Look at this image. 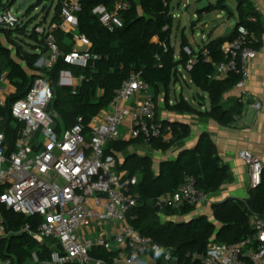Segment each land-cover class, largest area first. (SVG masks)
Masks as SVG:
<instances>
[{
  "label": "trees",
  "instance_id": "1",
  "mask_svg": "<svg viewBox=\"0 0 264 264\" xmlns=\"http://www.w3.org/2000/svg\"><path fill=\"white\" fill-rule=\"evenodd\" d=\"M118 1L128 3L129 8L122 14L123 27L110 32L100 22L98 8L103 5L111 9ZM172 1L82 0V8L78 13V31L90 39L89 51L94 56L90 65L85 68L71 65L59 58L53 67L45 69L39 62L47 52L46 44L44 40L36 39L30 34L27 23L19 24L13 29L0 27V34L9 41V45H5L0 39V74L6 72L15 89L8 97L6 106L0 107V130L5 134L7 154L15 150L19 132L23 127L13 117L12 105L25 96L39 77L49 81L53 88L54 98L49 112L58 113V134L81 120L88 136L92 118L107 110L117 91L134 73L139 74L154 88L156 95L161 91L165 92L169 110L210 117L223 125H230L236 117L241 116L244 103L234 100L227 107L223 103L224 94L235 87L239 77L230 75L224 79H212L211 76L215 72L214 63L224 59L222 44L234 37L238 26L244 25L255 31L260 38L257 47H261L264 33L261 14L251 0H236L239 16L231 34L209 41L199 51L194 50L187 37L183 36L177 55L171 41L174 25ZM15 3L16 0H9L7 3L0 0V9L11 7ZM39 3L40 0L26 14L30 16L39 7ZM61 3L62 0H58L55 5L52 20L59 19ZM225 3L226 0H217L215 4L210 2L209 8L199 13L226 10L229 7ZM47 13L43 21L47 20L50 10ZM55 34L62 50L71 52L74 49L70 35L60 31ZM22 37H29L31 41L27 42ZM206 51L208 55L205 54ZM207 56L209 60L205 61ZM190 61L191 69L188 68ZM183 70L202 92L197 93V102L204 105V94L209 96V110L203 111L194 107L184 98L183 91L176 102L170 104L172 87L174 82L183 80ZM66 71L78 78L83 76V79L77 86L62 84L61 75ZM154 101L156 102V96ZM168 125L172 131L170 140L151 141L149 145L153 149L167 151L191 133L186 124ZM137 144L145 142L140 138L111 142L106 149V155L115 157V151L126 150ZM118 169L127 171L128 177L138 179L135 189L141 198L139 205L131 208L127 214L129 224L152 243L169 250L177 258L178 264L189 261L188 253H206L213 239L220 243L234 244L251 236V215L264 216V167L261 183L250 188L247 198H229L212 204L213 219L200 214L188 220H175V216L188 215L196 207L185 206L178 211L158 205L161 196L176 191L189 175L195 176L198 187L208 195L217 192L222 185L232 180L230 169L221 162L216 145L206 132L201 134L196 147L183 149L177 158L161 162L158 170L154 168L150 156L137 154L129 155L123 164L119 163ZM4 190L5 187L0 186V194ZM0 213L6 229V235L0 239V258L10 259L11 264H47L54 241L47 238L44 242H39L33 235L38 232L43 218L38 214L27 217L1 202ZM91 254L103 259L106 264H115L118 253L96 247ZM158 259L162 263V258Z\"/></svg>",
  "mask_w": 264,
  "mask_h": 264
},
{
  "label": "built area",
  "instance_id": "2",
  "mask_svg": "<svg viewBox=\"0 0 264 264\" xmlns=\"http://www.w3.org/2000/svg\"><path fill=\"white\" fill-rule=\"evenodd\" d=\"M81 8L82 0H62L58 20H42L30 31L46 44L47 52L39 62L45 69L53 67L59 58L82 68L90 65L94 57L89 51L91 41L78 31ZM128 8V3L123 1L116 2L111 9L101 5L98 8L100 22L110 32H115L123 27L122 14ZM19 14L12 6L1 8L0 27L13 29L22 24ZM57 31L70 35L74 44L71 52L61 49ZM259 42L255 31L240 25L234 37L221 46L224 59L214 63L212 79L239 77L235 88L241 90L238 101L244 104L246 83L251 77V63L259 52ZM208 60L207 56L205 61ZM188 68H192V61ZM82 79L83 76L78 78L79 83ZM61 82L78 85L75 76L68 71L62 73ZM14 92L8 74L1 73L0 107L6 106ZM139 93L145 94L144 98L132 105ZM53 98L51 84L39 77L25 96L13 103L12 115L23 127L15 150L9 155L5 134L0 130V186L5 187L0 202L27 217L38 214L43 218L38 232L33 235L39 242L47 238L54 241L47 264H106L91 251L96 247L112 250L113 245L120 251L115 264H139L150 252L162 258L161 264H178L169 250L152 243L129 224V210L140 203L141 195L135 189L138 179L119 170L116 157L106 155L108 145L121 139L120 127L126 120H130L129 140L140 138L145 144L157 139L170 140V119L158 118L151 86L139 74H132L107 110L92 118L88 136L81 120L61 134L57 133L58 113L49 112ZM255 107L259 108L260 104L256 103ZM239 156L249 168V187H257L262 181V160L247 149L241 150ZM208 200V193L198 187L195 176L189 175L176 191L161 196L158 205L179 211L185 206H202ZM106 222L123 223L111 239L93 238L84 230ZM250 223L251 236L234 244L213 239L206 253H188L190 259L184 264H264V216L253 214ZM5 235L0 213V239ZM0 264H11V260L0 258Z\"/></svg>",
  "mask_w": 264,
  "mask_h": 264
},
{
  "label": "crops",
  "instance_id": "3",
  "mask_svg": "<svg viewBox=\"0 0 264 264\" xmlns=\"http://www.w3.org/2000/svg\"><path fill=\"white\" fill-rule=\"evenodd\" d=\"M251 1L261 14L262 21L264 24V0ZM180 2H182V0H180ZM196 2L198 4V0H196ZM173 4L174 0L172 1V13L175 10ZM178 5L180 6L181 4L179 3ZM184 5L186 6L187 13H189V16H187L186 18L181 17V23L184 22L186 27L187 23H191L193 30L200 27L202 29L201 35L197 36V39L199 40L197 41V51H199V49L209 41L224 36L225 31L229 27V25H225L226 23L221 22V14H219L217 17L218 19H220V21L218 23L216 22L215 24H213L214 27L212 28L211 32L209 34H206L205 28L211 26L210 21L206 20V16L208 13L200 14L196 8V12L194 14H191L190 3L187 2ZM220 11L223 12L224 10ZM53 16L51 17V19L53 18ZM47 20H50L49 15ZM232 27L235 28V26ZM177 55H179V53ZM184 79L182 81H184ZM182 81L174 82L171 94L172 92H175L176 96L175 99H173L172 96L170 97V104H174L179 98L181 92L183 91L184 98L188 100L194 107L203 111L209 110L211 107L209 96L207 94H204V105L197 102L196 96H194L193 101H190L189 97L185 95L184 87L181 83ZM190 82L191 93H202L200 89H198L193 84L191 78ZM75 83L79 84L78 77L76 76ZM151 91L154 96H156L155 103L157 105L158 118L164 121L170 119L169 124H186L190 127L191 133L187 138L178 141L171 149L167 151L155 150L149 144H137L129 146L126 150H117L114 152V155L117 158L118 162L120 164H123L129 155L137 154L142 156H150L153 160L154 168L158 170L161 162L177 158L179 153L183 149H190L196 147L201 134L206 132L212 137L216 145L217 154L220 157L221 162L227 165L230 169V172L232 174V180L222 185V187L217 192L209 194V200L202 206L196 207L192 213L188 215L175 216L174 219L186 220L200 214H205L211 219H213V203L223 201L229 198H247L249 196L250 190L249 168L245 164V162L240 158V151L247 149L254 152L257 156L260 157L264 165V33L262 35V45L259 48L258 55L256 59H254L251 63V77L246 83L247 94L245 95L246 103L244 106L243 114L241 116L236 117V120L230 125H223L219 121L206 116H199L187 112L179 113L169 110L166 106L165 92L161 91L158 95H156V91L152 87ZM241 93V90L235 87L232 88L230 91L226 92L223 97L224 105L226 107L230 106L234 100H238ZM144 96L145 94L139 93L131 102V104L134 105L136 100H141L142 98H144ZM256 103L260 104L259 108L255 107ZM129 125L130 120H126V122L122 126L124 137H121V141H129ZM166 219L169 218L166 217ZM122 226L123 223L121 222H106L101 226H89L88 228L86 227L84 230L88 235L92 236L93 238L103 236L108 239H111L113 238L114 233ZM111 251L118 253L117 257L119 256L120 251H118L117 245H113ZM139 264H161V262L153 253L150 252L141 260Z\"/></svg>",
  "mask_w": 264,
  "mask_h": 264
},
{
  "label": "rangeland",
  "instance_id": "4",
  "mask_svg": "<svg viewBox=\"0 0 264 264\" xmlns=\"http://www.w3.org/2000/svg\"><path fill=\"white\" fill-rule=\"evenodd\" d=\"M2 1L4 3H7L9 0H2ZM209 1L212 3L217 2V0H209ZM21 2L22 0H16V3L12 6L14 12H16V8L19 6ZM57 2L58 0H40L39 7L36 10H34L30 16L26 14L27 11L23 10L20 12L18 17L21 19V22H23L22 24L25 23L28 24L29 31H31L35 27V25H37L39 22L43 20V18L48 14L47 12H49V10H50L49 18L51 19V17L54 15L55 5L57 4ZM187 2L190 3L191 5L190 13L194 14L196 12V8L198 5L196 0H182V2H180V0H174V4H173V7H175V10L173 12L175 17H174V25L172 30L171 41L173 46L176 48L177 53L180 52L183 36L187 37L190 45L193 47L194 50L197 51L198 50L197 41H199L197 39V36L201 35L202 33L201 27L193 30L191 23H187V27L185 26L184 22L181 23V17L186 18L187 16H189V13H187L186 6L184 5ZM179 3L181 4L180 6L178 5ZM226 4L229 8H227L223 12L217 10L207 14L206 20L210 21L211 26L205 28L206 34H209L211 32L212 28L214 27L213 24H215L216 22L218 23L220 21V19L217 18L219 14L222 15L221 22L226 23L225 25H229V27L236 26L237 16H239L237 12V2L236 0H226ZM47 6L48 8L46 9L45 7ZM231 9L233 10L232 11L233 13L230 12ZM0 38L5 45H9V41L7 40V38L4 37V35H0ZM22 38L27 42L31 41L29 37H22ZM183 74L185 75V79L183 76L184 81H182L181 83L182 86L184 87L185 95L189 97L190 101H193L195 93L194 92L191 93L190 91V86H191L190 77L185 70H183ZM178 95H179V91H178ZM171 96L173 99H175L176 93L172 92ZM122 126L120 127V132H121V137H124Z\"/></svg>",
  "mask_w": 264,
  "mask_h": 264
},
{
  "label": "water",
  "instance_id": "5",
  "mask_svg": "<svg viewBox=\"0 0 264 264\" xmlns=\"http://www.w3.org/2000/svg\"><path fill=\"white\" fill-rule=\"evenodd\" d=\"M39 0H22V2L19 4V6L16 8V13H20L21 11L25 10L28 11L30 9L31 6L35 5L36 3H38ZM225 5H227L225 3ZM210 6V1L209 0H201L200 2H198L197 5V10L198 12L203 11L207 8H209ZM173 10V8H172ZM232 10V9H231ZM233 11V10H232ZM234 31V27H228L225 31L224 35H229ZM36 39H38V36L36 34H32ZM195 96L197 97V94H195Z\"/></svg>",
  "mask_w": 264,
  "mask_h": 264
}]
</instances>
